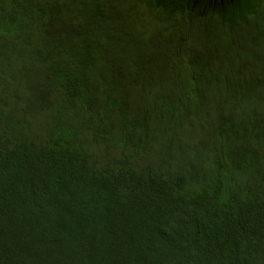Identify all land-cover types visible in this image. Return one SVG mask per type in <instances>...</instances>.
<instances>
[{"label":"trees","instance_id":"1","mask_svg":"<svg viewBox=\"0 0 264 264\" xmlns=\"http://www.w3.org/2000/svg\"><path fill=\"white\" fill-rule=\"evenodd\" d=\"M0 264H264V0H0Z\"/></svg>","mask_w":264,"mask_h":264}]
</instances>
